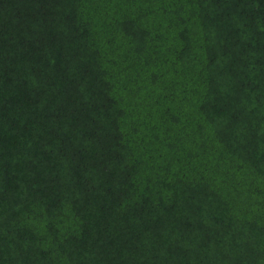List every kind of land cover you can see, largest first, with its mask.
Listing matches in <instances>:
<instances>
[{"label": "trees", "instance_id": "1", "mask_svg": "<svg viewBox=\"0 0 264 264\" xmlns=\"http://www.w3.org/2000/svg\"><path fill=\"white\" fill-rule=\"evenodd\" d=\"M0 264H264V0H0Z\"/></svg>", "mask_w": 264, "mask_h": 264}]
</instances>
